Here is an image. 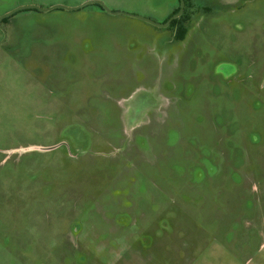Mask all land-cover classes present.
<instances>
[{
    "label": "rangeland",
    "instance_id": "1",
    "mask_svg": "<svg viewBox=\"0 0 264 264\" xmlns=\"http://www.w3.org/2000/svg\"><path fill=\"white\" fill-rule=\"evenodd\" d=\"M193 1L7 17L0 264H264V0Z\"/></svg>",
    "mask_w": 264,
    "mask_h": 264
},
{
    "label": "flooded vegetation",
    "instance_id": "2",
    "mask_svg": "<svg viewBox=\"0 0 264 264\" xmlns=\"http://www.w3.org/2000/svg\"><path fill=\"white\" fill-rule=\"evenodd\" d=\"M216 1L221 2V3L224 2L226 4L231 3V2H225L224 0H216ZM181 3H183V8H182L181 14L175 18H171L175 13H177L180 10ZM93 4L98 5L101 9L106 11V9L104 7H102L100 4H97V3H93ZM177 4H178L177 7H175L173 9V11L167 17H165V19L163 20V23H158V24H165L169 20L168 25L159 26V27H170V29H172L174 31L175 35L179 37L181 32L185 33L186 25L190 21L192 15L195 13L197 6L195 5L196 3L193 0H177ZM108 13H110V12H108ZM120 13H122V12H120ZM122 14L131 16V15H129L130 13L129 14L122 13ZM7 17H4L0 21V25H1V28L3 30H4V28H3L2 24L6 22ZM131 17H136V16H131ZM136 18H138V17H136ZM145 18H147V17H145ZM148 19H150V18H148ZM141 20H143V19H141ZM150 20H152V19H150ZM152 21H154V20H152ZM146 22H148V21H146ZM148 23H150V22H148ZM150 24H152V23H150ZM152 25H154V24H152ZM155 26H158V25H155ZM1 28H0V30L3 34V30ZM4 32H5V30H4ZM5 38H6V33H5ZM146 107H147L148 112L152 113V115H153L152 118H155V120H157V121H158V118L161 117V118H163V122H164V121H166V119H168L170 117L168 115V112L170 113V99L163 94H159L157 99H154L150 102H147ZM204 163H206V161H204Z\"/></svg>",
    "mask_w": 264,
    "mask_h": 264
},
{
    "label": "water",
    "instance_id": "3",
    "mask_svg": "<svg viewBox=\"0 0 264 264\" xmlns=\"http://www.w3.org/2000/svg\"><path fill=\"white\" fill-rule=\"evenodd\" d=\"M93 3L100 4L102 7H104L106 9V11H108L110 13H120L119 11L110 10L107 6H105L104 2L101 0H86V1H84L78 5H74V6H68V5H64V4H53V5H50L47 7H42V6H39L36 4H22V5L16 6L15 8L1 14L0 15V21L4 17L10 16V15L14 14L15 12H18V11L24 10V9H36L38 11H48V10H52V9H56V8L67 9V10H76V9L82 8L86 5L93 4ZM182 8H183V3H181L180 10L177 13H175L171 18H175V17L179 16L182 12ZM122 13H124V12H122ZM127 14H129V13H127ZM129 15L136 16L140 19H143L145 21H148V22H150L154 25H158V26H166L169 23V20H168L165 24H158V23H156V22H154L148 18L142 17V16H138V15H134V14H129ZM0 28H1V25H0ZM4 39H5V32L3 30V38L0 40V43H2Z\"/></svg>",
    "mask_w": 264,
    "mask_h": 264
},
{
    "label": "trees",
    "instance_id": "4",
    "mask_svg": "<svg viewBox=\"0 0 264 264\" xmlns=\"http://www.w3.org/2000/svg\"><path fill=\"white\" fill-rule=\"evenodd\" d=\"M183 34H184V33H183V32H181L179 36H182Z\"/></svg>",
    "mask_w": 264,
    "mask_h": 264
}]
</instances>
